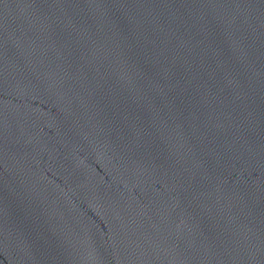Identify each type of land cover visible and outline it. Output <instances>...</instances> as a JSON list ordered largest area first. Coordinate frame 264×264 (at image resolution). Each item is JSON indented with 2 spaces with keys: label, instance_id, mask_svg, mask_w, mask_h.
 Instances as JSON below:
<instances>
[{
  "label": "water",
  "instance_id": "obj_1",
  "mask_svg": "<svg viewBox=\"0 0 264 264\" xmlns=\"http://www.w3.org/2000/svg\"><path fill=\"white\" fill-rule=\"evenodd\" d=\"M0 264H264V0H0Z\"/></svg>",
  "mask_w": 264,
  "mask_h": 264
}]
</instances>
